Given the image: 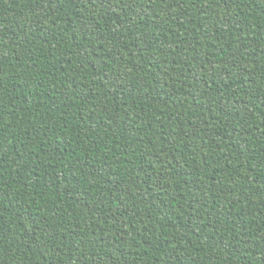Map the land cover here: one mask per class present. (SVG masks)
I'll list each match as a JSON object with an SVG mask.
<instances>
[{"label": "trees", "instance_id": "1", "mask_svg": "<svg viewBox=\"0 0 264 264\" xmlns=\"http://www.w3.org/2000/svg\"><path fill=\"white\" fill-rule=\"evenodd\" d=\"M0 264H264V0H0Z\"/></svg>", "mask_w": 264, "mask_h": 264}]
</instances>
